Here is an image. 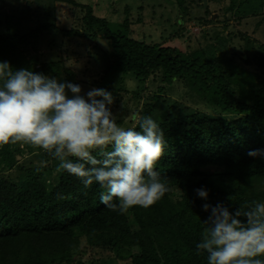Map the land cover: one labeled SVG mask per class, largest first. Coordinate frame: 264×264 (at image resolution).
Listing matches in <instances>:
<instances>
[{"label":"trees","instance_id":"obj_1","mask_svg":"<svg viewBox=\"0 0 264 264\" xmlns=\"http://www.w3.org/2000/svg\"><path fill=\"white\" fill-rule=\"evenodd\" d=\"M22 1L5 5L0 20V61L9 62L13 71L28 69L57 81H72L63 76L61 59L46 60L47 52L30 51L31 42L38 47L44 39L38 35L47 31L93 42L90 61L98 63L95 54L103 58L97 88L111 92L114 105L126 90V79L142 91L145 81L155 75L161 85L146 94L140 110L129 115V124L117 123L136 130L145 116L158 123L165 146L155 170L170 191L148 208L134 206L120 214L100 202L102 189L97 183L85 187L75 176L57 172L54 159L45 166L33 160L17 163L12 144L0 146V264H83L97 248L108 250L102 264H208V254L196 248L211 214L202 205L222 203L234 212L242 204L264 202V158L248 155L264 149V42L250 38L259 31L242 35L244 50L239 56L228 52L229 38L218 36L212 44L188 52L171 43H147L132 34L133 23L153 17L154 5L146 9L139 5L140 13L133 17L126 5L125 18L113 25L97 14L96 5L49 0L36 8L42 11L41 19L22 26V17L33 8L32 0ZM172 1L171 25L178 31L193 11L190 7L204 8L195 20L209 12L200 0ZM4 2L0 0V6ZM58 3L72 7L71 18L61 25L55 20ZM225 10L237 21L253 15L255 25L264 26V0H230ZM171 33L179 34L174 29ZM249 58L252 71L236 62L249 63ZM175 80L199 96L207 111L167 95L165 89ZM198 188L208 191L207 200L197 195Z\"/></svg>","mask_w":264,"mask_h":264},{"label":"clouds","instance_id":"obj_2","mask_svg":"<svg viewBox=\"0 0 264 264\" xmlns=\"http://www.w3.org/2000/svg\"><path fill=\"white\" fill-rule=\"evenodd\" d=\"M80 93L78 84L28 69L13 71L0 61V146L43 149L58 162L57 172L75 176L85 187L97 183L100 202L111 211L154 205L170 191L155 170L164 152L163 130L151 116L139 119V130L120 126L106 89ZM248 155L264 158V149ZM196 193L207 200L206 189ZM202 207L211 214L196 248L208 254V264H264L259 258L264 257V202L242 204L234 212L222 203Z\"/></svg>","mask_w":264,"mask_h":264},{"label":"rangeland","instance_id":"obj_3","mask_svg":"<svg viewBox=\"0 0 264 264\" xmlns=\"http://www.w3.org/2000/svg\"><path fill=\"white\" fill-rule=\"evenodd\" d=\"M30 1V0H24ZM80 3H88L95 7L99 16L108 19L113 25L120 23L125 18V12L123 9L127 5L130 10V17L137 15L136 8L142 5L145 9L151 8L154 5L155 12L153 17H146L145 20L140 23H133L131 25L132 34L135 37H141L147 43H171L183 47L188 52L194 49L207 46L213 43L215 37H224L227 39L228 52H236V54H243L244 39L243 34L251 35L253 31L258 34L250 36V38H256L258 42H264V26L258 27L255 25V19L252 16H247L240 21H237L236 17L226 11L230 0H200V3L206 4L209 9L208 13H204L203 19L195 20L200 12L204 11V8L190 7L189 16L183 22V30L178 31L175 26L171 25L174 16L175 3L172 0H76ZM194 3L197 0H193ZM10 2V3H9ZM33 8L30 10L28 16H23L22 26H27L35 22L36 18H42V11L37 10L40 5L48 3L49 0H32ZM23 4L22 0H6L3 6H0V20L5 16V5ZM204 6V5H202ZM9 8V7H8ZM173 8V9H172ZM71 9L69 5L62 3L57 4L56 21L59 25L67 22L71 18ZM157 11V12H156ZM169 13L170 16H169ZM148 19V21H146ZM198 21V23H196ZM34 27V26H32ZM30 27V28H32ZM259 28V29H258ZM28 29V28H27ZM179 33L176 37H172L171 30ZM254 32V33H255ZM44 38V39H43ZM38 39L42 42L37 45L32 41L30 45V51L37 54L46 53V60L52 59L56 61L61 59L65 72L64 77L71 76L72 81H66L64 78L58 80L60 83L70 82L81 86V95L86 96L87 92L93 88H97V82L100 81L103 70V65L99 63L103 58L99 59L98 55L95 57L99 60L97 62H91L90 58L93 50V42L81 40L77 38H62L56 33L43 32L38 35ZM99 44L106 47L105 40L99 38ZM91 46V48H90ZM34 47H37L33 50ZM91 49V51H90ZM33 50V51H32ZM45 51V52H44ZM95 51V50H94ZM42 53V54H43ZM44 55V54H43ZM250 59V58H249ZM251 61V59H250ZM237 64H240L249 70H253V62L244 63L237 59ZM38 64V62H35ZM89 69V71H88ZM161 85L155 75L150 76L143 85L142 91L135 90V83L130 80H125L126 90L121 94V100L112 105L113 115L116 121L122 122V124H129V115L136 113L140 110L144 98L147 93L155 91L156 87ZM70 92V91H69ZM167 95L171 98L181 102L188 107H195L204 111H207L206 106L202 99L192 92L182 81L175 80L173 84L165 89ZM138 116H136L137 118ZM11 149L13 151V161L20 163L22 161L33 160L36 164L47 165V161L53 159L43 149L33 147L31 145L16 143L12 144ZM35 155L40 156L42 159H37ZM8 159V157H6ZM48 159V160H46ZM34 162V163H35ZM215 171H219L216 167ZM179 191L175 189L177 194ZM108 258V250L97 248L92 258H88L83 264L98 263L102 264ZM120 264H128V262H119Z\"/></svg>","mask_w":264,"mask_h":264}]
</instances>
